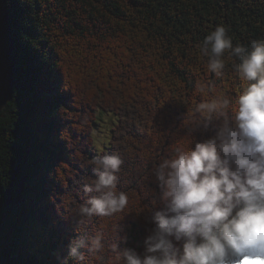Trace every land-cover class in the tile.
Masks as SVG:
<instances>
[{
	"label": "trees",
	"instance_id": "16d2710c",
	"mask_svg": "<svg viewBox=\"0 0 264 264\" xmlns=\"http://www.w3.org/2000/svg\"><path fill=\"white\" fill-rule=\"evenodd\" d=\"M8 2L17 65L13 98L0 108V264H57L75 235L57 181L67 145L86 157L119 152L128 213L151 207L152 163L190 139L199 105L234 101L245 83L232 69L237 58L225 54L217 77L199 46L218 25L234 46L264 37V0ZM99 112L116 116L102 151ZM99 223L122 224L128 245L142 248V217Z\"/></svg>",
	"mask_w": 264,
	"mask_h": 264
},
{
	"label": "clouds",
	"instance_id": "9594fccd",
	"mask_svg": "<svg viewBox=\"0 0 264 264\" xmlns=\"http://www.w3.org/2000/svg\"><path fill=\"white\" fill-rule=\"evenodd\" d=\"M199 47L217 77L225 54L238 59L232 69L245 83L235 100L197 107L203 116L190 139L152 163L155 199L139 213H128L131 193L119 187V152L86 157L68 144L57 181L75 235L57 264H264V37L234 46L228 27L218 25ZM78 122L87 126L88 117ZM129 214L143 218L142 248L128 245L122 224L99 223Z\"/></svg>",
	"mask_w": 264,
	"mask_h": 264
},
{
	"label": "water",
	"instance_id": "95a60500",
	"mask_svg": "<svg viewBox=\"0 0 264 264\" xmlns=\"http://www.w3.org/2000/svg\"><path fill=\"white\" fill-rule=\"evenodd\" d=\"M8 0H0V108L13 98L16 73V46Z\"/></svg>",
	"mask_w": 264,
	"mask_h": 264
},
{
	"label": "rangeland",
	"instance_id": "374dc122",
	"mask_svg": "<svg viewBox=\"0 0 264 264\" xmlns=\"http://www.w3.org/2000/svg\"><path fill=\"white\" fill-rule=\"evenodd\" d=\"M105 117V118H104ZM99 118V128H98V137L96 138V143L94 145V149L96 151H102L106 148V137L107 134L110 133V130L112 126L114 125V122L116 121V116L110 113L106 112H99L98 113Z\"/></svg>",
	"mask_w": 264,
	"mask_h": 264
}]
</instances>
